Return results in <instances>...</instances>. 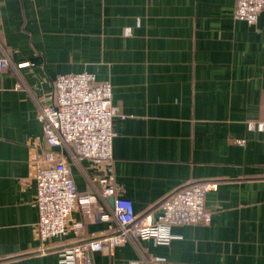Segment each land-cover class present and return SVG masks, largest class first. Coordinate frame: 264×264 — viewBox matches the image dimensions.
Wrapping results in <instances>:
<instances>
[{
  "label": "crops",
  "instance_id": "1",
  "mask_svg": "<svg viewBox=\"0 0 264 264\" xmlns=\"http://www.w3.org/2000/svg\"><path fill=\"white\" fill-rule=\"evenodd\" d=\"M236 0H0V264H59L67 246L118 231L99 170L38 121L60 75L113 87L116 197L155 220L171 194L208 183L209 225L173 226L168 245L130 239L94 264H264V12L250 25ZM63 158L91 214L41 253L39 168ZM156 259H160L159 261Z\"/></svg>",
  "mask_w": 264,
  "mask_h": 264
},
{
  "label": "built area",
  "instance_id": "2",
  "mask_svg": "<svg viewBox=\"0 0 264 264\" xmlns=\"http://www.w3.org/2000/svg\"><path fill=\"white\" fill-rule=\"evenodd\" d=\"M262 12L264 0H236L234 17L237 20L254 25ZM8 67V59L0 55V73ZM112 97V85L99 82L93 74L60 75L54 82L53 104L44 105L38 113V121L50 146L66 144L77 158L91 161L99 170L94 181L100 185L103 198H114V217L118 223V231L114 234L64 247L60 251L59 264H94L93 253L110 256L114 248L130 239L168 245L174 239L173 226L209 225L212 221L213 212L205 204L208 183L193 184L171 194L161 204L162 212L155 220L138 216L129 199L115 196L112 149L116 110ZM248 127L264 132V122H249ZM36 180L37 230L41 253H44L49 240L67 235L71 214L77 207L91 214V202L95 197L79 192L63 158H51L49 166L38 169Z\"/></svg>",
  "mask_w": 264,
  "mask_h": 264
}]
</instances>
